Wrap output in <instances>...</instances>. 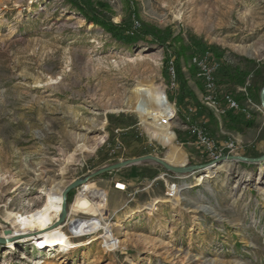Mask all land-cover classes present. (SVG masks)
<instances>
[{
	"label": "rangeland",
	"instance_id": "rangeland-1",
	"mask_svg": "<svg viewBox=\"0 0 264 264\" xmlns=\"http://www.w3.org/2000/svg\"><path fill=\"white\" fill-rule=\"evenodd\" d=\"M127 3L95 0L96 16L167 32L174 48L197 39L221 66L252 73L242 87H218L259 106L237 112L255 124L227 123L201 104L192 58L181 57L182 72L204 111L190 97L179 103L169 50L127 46L65 0H0V264H264V160L213 164L187 128L235 144L224 157L264 155V0H133L136 17ZM155 121L171 126L175 145L149 133ZM147 156L203 169L179 176L173 200V175L152 162L88 180ZM86 180L68 194L65 219L47 221L59 191Z\"/></svg>",
	"mask_w": 264,
	"mask_h": 264
},
{
	"label": "trees",
	"instance_id": "trees-1",
	"mask_svg": "<svg viewBox=\"0 0 264 264\" xmlns=\"http://www.w3.org/2000/svg\"><path fill=\"white\" fill-rule=\"evenodd\" d=\"M68 5L73 7L77 12L85 15V17L90 20L94 21L97 24H101L103 28H105L109 33H112V35H116L120 41H122L127 46H138V44H145L147 46L156 45L163 49L169 50L171 54L173 55V59L171 61L174 70V78L176 82V90L180 92V104H185V102L188 101V98L190 97L193 102L200 107L201 111H204L206 108L204 106H201L199 102L195 101L196 96L190 91L189 89V79L185 76V74L182 72V63L180 62L181 57H184L186 61H189L193 57H202L204 54L209 53L211 55V61L217 62L218 60H221V54L214 53V50L204 47L203 44L199 43L197 39H191V44L187 47L181 46L179 48L172 47L171 44H168V33H162L158 31V33H155L154 31L148 29L146 26H117L110 23H107L106 21H103L102 19H99V16H96V8L95 6V0H65ZM100 6H102L101 3H98ZM96 4V5H98ZM133 4V0H128V9L130 12V16L136 17V13L134 10V7L131 6ZM192 52V57L191 53ZM190 77L193 79H197L198 84L201 87V91L204 92V94L207 93L205 90V85L202 80H200L197 77V68L192 66L190 68ZM259 70H254V75H259ZM252 73H249L247 70H241L238 67H229L226 64H223L221 66V69L217 72V83L218 85L223 86L225 89H230L232 86H244L247 82V79L250 77ZM170 78L171 73H169ZM262 88H264V82L262 84ZM167 101V99H166ZM220 102L223 101L222 96L219 99ZM239 101V99H238ZM168 103V101H167ZM169 104V103H168ZM170 105V104H169ZM256 117L254 115L251 116V119L247 120V116H245L243 113L237 114L236 111L228 112L225 119L227 120V123H231L233 125H244L245 127H253L255 124ZM153 129L152 136L158 138V140L161 142L168 141L171 145L172 143L175 145L177 136L174 134L173 129L168 123L165 122H153L149 125ZM173 146V145H172Z\"/></svg>",
	"mask_w": 264,
	"mask_h": 264
},
{
	"label": "built area",
	"instance_id": "built-area-1",
	"mask_svg": "<svg viewBox=\"0 0 264 264\" xmlns=\"http://www.w3.org/2000/svg\"><path fill=\"white\" fill-rule=\"evenodd\" d=\"M190 66L191 67L194 66L197 68L198 71L197 77L204 82L205 90L207 91V93L203 95L201 104L209 108L217 118L226 116L228 112H233V111L236 112L242 111L245 114H250L249 109H251V106L254 107L255 110H261V108L255 105L250 99H248L246 108H243L239 104V102L235 99V97H233V95H222L220 93L216 74L220 70L221 65L219 62L211 61V55L209 53L204 54L202 57H196V56L193 57L190 60ZM174 77L175 76L173 71L172 89H174V87L176 86ZM220 96H222L223 99L222 102L219 101ZM190 112H193V109H190ZM189 120L190 119L188 118L187 121ZM190 122L191 121H189V125L187 126L188 130H190L191 135L196 138V144L198 145V147H200L204 151V153L207 155V157L211 160L213 164L219 162L224 157V155H226L227 152L229 154L234 153L236 148L235 144L227 143L224 147H220L217 141L213 138V136L210 135L207 128L196 126ZM169 177H170V181L167 183L166 195H168L169 200H173L176 199L179 191L181 190V185L179 181L180 177L179 176L176 177L169 176ZM85 188H83L81 192L85 190ZM115 191L121 193H127L128 186L118 182L115 185ZM99 232H103L104 236L106 234L104 230H100ZM110 233L112 234V232ZM110 243L114 244L116 243V241L113 238H111Z\"/></svg>",
	"mask_w": 264,
	"mask_h": 264
},
{
	"label": "water",
	"instance_id": "water-1",
	"mask_svg": "<svg viewBox=\"0 0 264 264\" xmlns=\"http://www.w3.org/2000/svg\"><path fill=\"white\" fill-rule=\"evenodd\" d=\"M260 102L264 108V88L262 89ZM223 159H225V160H238L239 159V160H242L243 162H246V163H249V162L255 163V162H263L264 155L260 158H241V157H230V156H228V157H223ZM223 159H221V160H223ZM146 162H152V163L157 164L158 166H162L167 171V173H169L175 177L185 175V174H189V173L195 172V171H200L203 169V167H201V166H190V167H178V166H176V167H174V166H170L169 164H167L163 159H158L155 157L147 156L146 158L135 159L132 161H127V162H119V163H117V165L106 167L102 171L90 176L88 178V180L101 177V176H103V174L113 173V172H116L117 170H121V169H124L127 167H132L134 165H139V164L146 163ZM214 164L218 165V162H216ZM88 180L83 181V182L75 181L73 185L69 186L64 193L65 201L67 200V198H68L67 196H68V194H70V192H72L76 187L87 182ZM65 217H66V214H63L60 218V221H63L65 219ZM9 233H10L9 231L5 232V234H9Z\"/></svg>",
	"mask_w": 264,
	"mask_h": 264
},
{
	"label": "bare ground",
	"instance_id": "bare-ground-1",
	"mask_svg": "<svg viewBox=\"0 0 264 264\" xmlns=\"http://www.w3.org/2000/svg\"><path fill=\"white\" fill-rule=\"evenodd\" d=\"M262 53V49H260V50H258V51H256V54H261ZM167 96V95H166ZM148 130H149V133L150 134H152L153 133V129H152V127H150V126H148ZM164 144H169V142L168 141H166V142H164ZM165 161V160H164ZM166 162V161H165ZM167 163V162H166ZM168 164V163H167ZM170 165V164H169ZM171 166V165H170ZM188 166V165H187ZM187 166H184V167H187ZM175 167V166H174ZM262 173H264V171L262 172ZM65 190L66 189H64V191L61 189L60 191H59V193H58V199H57V201H56V203L55 204H53L52 205V207H51V211L54 213V215L52 216V217H48L47 218V221H51L52 219H54V218H57L59 215H60V213L62 212L63 214H66V212H65V208H66V204H65V198H64V192H65ZM63 191V192H62ZM61 194H62V197H61ZM61 198H62V202H61ZM61 211V212H60ZM134 217V216H133ZM128 218V217H127ZM130 219V218H129ZM9 220V219H8ZM127 220V219H126ZM59 225V221L57 222V223H55V224H51V225H48V226H46V228L45 229H37V230H33V231H31V233H29V235L27 236V237H31V235H35V234H37V233H40V232H44V231H46V229H51V228H54V227H57ZM110 235L109 236H111L112 238H113V234H111V233H109ZM106 236V235H105ZM111 237H110V239H111ZM109 238H107L106 237V240H110ZM141 259L139 258V260H137V262L138 261H140ZM137 262H134V263H137ZM133 263V264H134Z\"/></svg>",
	"mask_w": 264,
	"mask_h": 264
},
{
	"label": "crops",
	"instance_id": "crops-1",
	"mask_svg": "<svg viewBox=\"0 0 264 264\" xmlns=\"http://www.w3.org/2000/svg\"><path fill=\"white\" fill-rule=\"evenodd\" d=\"M261 143V145H263L264 144V141L263 142H260Z\"/></svg>",
	"mask_w": 264,
	"mask_h": 264
}]
</instances>
